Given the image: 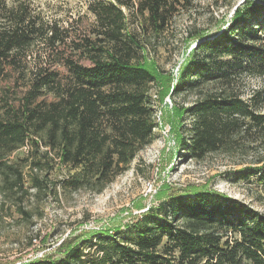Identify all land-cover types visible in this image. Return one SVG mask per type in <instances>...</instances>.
Returning a JSON list of instances; mask_svg holds the SVG:
<instances>
[{
    "label": "trees",
    "instance_id": "1",
    "mask_svg": "<svg viewBox=\"0 0 264 264\" xmlns=\"http://www.w3.org/2000/svg\"><path fill=\"white\" fill-rule=\"evenodd\" d=\"M190 2L94 1V37L84 36L69 46V33L56 23H47L24 3L0 0V75L11 67L25 85L15 103L5 100L0 106V190L22 193V200L29 174L31 187L42 192L48 172L57 164L68 167L64 181L74 189L102 192L155 140L160 125L153 85L162 91L161 100L167 93H199L192 105L173 108L172 129L191 158L228 150L254 128L262 131L261 139L264 113L256 111L261 91L248 102L233 85L243 73L264 75V0L238 5L224 20L228 25L214 36L199 27L190 30L187 40L196 44L171 87L172 78L148 59L146 40L150 34L165 33ZM124 8L133 16L135 32L130 31L131 15ZM38 39L49 46V55L63 62L65 80L50 64L28 70L24 60ZM57 44L71 53L59 51ZM76 53L91 64L75 60ZM186 116L193 119L190 128L183 123ZM25 146L29 153L20 166L10 156ZM241 172L248 181L255 178L264 196V158ZM191 192L165 197L113 229H91L75 241L64 238L59 258L19 264H264V212L219 191ZM18 210L30 218L20 205Z\"/></svg>",
    "mask_w": 264,
    "mask_h": 264
},
{
    "label": "rangeland",
    "instance_id": "2",
    "mask_svg": "<svg viewBox=\"0 0 264 264\" xmlns=\"http://www.w3.org/2000/svg\"><path fill=\"white\" fill-rule=\"evenodd\" d=\"M97 0H8L9 5L24 3L31 7L47 23H56L63 32L69 33L67 44L79 41L84 36H93L97 31V19L90 10V4ZM113 1V0H103ZM176 15L169 29L159 36L147 38V57L155 62L166 78H172L174 85L180 65L183 63L195 41L187 40V34L194 27L205 29L209 37L221 32L228 23L235 7L246 0H190ZM126 14L131 15L124 8ZM225 20V21H224ZM222 26V27H221ZM130 31L135 32L131 15ZM58 50L70 48L58 45ZM74 59L84 65L91 62L76 53ZM28 70L38 64H50L61 72L65 80L67 69L58 56L49 55V46L38 39L28 50L24 60ZM161 90L164 89L160 81ZM242 99L250 102L257 91L262 100L256 111L264 113V75L243 73L233 85ZM25 85L11 67L0 75V106L5 100L15 103L23 94ZM160 88L153 85L151 97L156 110L159 127L155 140L138 153L129 169L117 176L102 192L74 189L64 179L69 175L68 167L55 164L48 172L46 188L38 192L31 187L29 174L25 187L28 190L23 199L19 194L0 190V264H19L32 258H59L63 255L60 243L64 238L75 241L91 229L115 228L128 223L135 214L157 205L165 197L192 193L193 189H208L225 193L230 197L250 203L264 212V196L255 178H242L241 169L264 158V135L253 129L251 134L240 138L230 149L206 155L204 159L191 158L189 152L177 142L173 131L174 105L190 106L199 93L190 91L176 97L166 94L160 99ZM51 96V95H50ZM184 125L190 128L193 119L186 116ZM256 138V139H254ZM252 146L248 143L253 141ZM254 145V146H253ZM28 147L14 152L10 159L20 166L26 164ZM53 157V154L51 153ZM49 162V165H53ZM29 172V167H24ZM47 170V169H45ZM42 171L40 174L44 175ZM23 207L31 216L27 218L19 210ZM36 239L37 242H34Z\"/></svg>",
    "mask_w": 264,
    "mask_h": 264
},
{
    "label": "built area",
    "instance_id": "3",
    "mask_svg": "<svg viewBox=\"0 0 264 264\" xmlns=\"http://www.w3.org/2000/svg\"><path fill=\"white\" fill-rule=\"evenodd\" d=\"M34 242H37L36 239L34 240Z\"/></svg>",
    "mask_w": 264,
    "mask_h": 264
},
{
    "label": "water",
    "instance_id": "4",
    "mask_svg": "<svg viewBox=\"0 0 264 264\" xmlns=\"http://www.w3.org/2000/svg\"><path fill=\"white\" fill-rule=\"evenodd\" d=\"M236 8V7H235Z\"/></svg>",
    "mask_w": 264,
    "mask_h": 264
}]
</instances>
